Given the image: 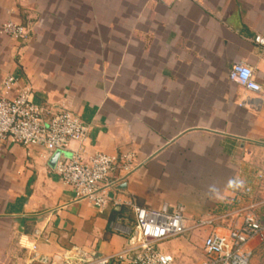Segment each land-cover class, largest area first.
Here are the masks:
<instances>
[{"label": "crops", "instance_id": "crops-1", "mask_svg": "<svg viewBox=\"0 0 264 264\" xmlns=\"http://www.w3.org/2000/svg\"><path fill=\"white\" fill-rule=\"evenodd\" d=\"M8 21L28 39L3 34ZM258 36L264 0H0V99L28 87L36 104L88 125L82 145L60 156L83 146L85 157H134L131 172L109 179L122 204L100 210L75 198L50 165L54 153L0 141V264H63L69 252L110 259L129 246L131 199L183 207L190 224L253 204L263 219L264 94L230 78L244 63L264 89ZM9 74L18 87L7 95ZM237 215L158 249L173 264H202L205 238L229 234Z\"/></svg>", "mask_w": 264, "mask_h": 264}, {"label": "built area", "instance_id": "built-area-1", "mask_svg": "<svg viewBox=\"0 0 264 264\" xmlns=\"http://www.w3.org/2000/svg\"><path fill=\"white\" fill-rule=\"evenodd\" d=\"M2 33L16 41L28 39L24 25L14 21L4 23ZM258 43L264 44V38L256 37ZM231 80L241 84L247 90L263 93L264 89L257 82L254 69L250 65L237 63L230 71ZM6 94L18 87V79L9 74L4 79ZM89 126L71 111L61 108L42 107L33 100L28 87H20L12 97L0 99V141H10L25 146L39 145L50 154L64 151L72 142L82 143L87 139ZM85 149L78 150L63 157L60 156L55 172L61 179L71 185L77 200H86L102 210L113 200L110 194V177L113 173L133 169V154L122 156L107 153H95L85 157ZM264 177V175H263ZM250 193V189H247ZM135 213V225L129 246L110 259H97L85 264H109L110 260L119 264H173V258L158 249L159 243L171 238L185 235L187 232L206 227L219 220L241 216V224L231 228L229 234L212 232L204 240V248L209 258L202 264H249L253 245L264 240V218L255 213L258 205L221 213L209 219H198L188 223L183 207L171 209L163 205L159 209L139 205L135 199L125 202ZM74 264H84L77 261Z\"/></svg>", "mask_w": 264, "mask_h": 264}, {"label": "water", "instance_id": "water-1", "mask_svg": "<svg viewBox=\"0 0 264 264\" xmlns=\"http://www.w3.org/2000/svg\"><path fill=\"white\" fill-rule=\"evenodd\" d=\"M61 155V150H58L54 153L53 157L51 158L50 165L55 168L56 163ZM39 259H43L40 255L37 256ZM100 258V255L97 253H83V252H77V253H67L66 260L63 261V264H74L77 261H81L82 263H88L95 261Z\"/></svg>", "mask_w": 264, "mask_h": 264}, {"label": "rangeland", "instance_id": "rangeland-1", "mask_svg": "<svg viewBox=\"0 0 264 264\" xmlns=\"http://www.w3.org/2000/svg\"><path fill=\"white\" fill-rule=\"evenodd\" d=\"M253 254L249 264H264V240L253 245Z\"/></svg>", "mask_w": 264, "mask_h": 264}, {"label": "clouds", "instance_id": "clouds-1", "mask_svg": "<svg viewBox=\"0 0 264 264\" xmlns=\"http://www.w3.org/2000/svg\"><path fill=\"white\" fill-rule=\"evenodd\" d=\"M236 183H237V181H235L234 179H230V180L228 181V186H229V187H232V186L236 185Z\"/></svg>", "mask_w": 264, "mask_h": 264}, {"label": "trees", "instance_id": "trees-1", "mask_svg": "<svg viewBox=\"0 0 264 264\" xmlns=\"http://www.w3.org/2000/svg\"><path fill=\"white\" fill-rule=\"evenodd\" d=\"M25 26V25H24ZM25 28H26V26H25Z\"/></svg>", "mask_w": 264, "mask_h": 264}]
</instances>
